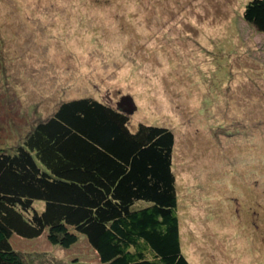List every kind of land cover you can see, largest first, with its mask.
<instances>
[{
	"label": "rangeland",
	"instance_id": "1",
	"mask_svg": "<svg viewBox=\"0 0 264 264\" xmlns=\"http://www.w3.org/2000/svg\"><path fill=\"white\" fill-rule=\"evenodd\" d=\"M250 1L0 0V148L62 102L120 109L130 95L132 130L175 133L189 260L264 264V32L244 18ZM13 242L28 264L100 263L85 236L70 249L47 234Z\"/></svg>",
	"mask_w": 264,
	"mask_h": 264
},
{
	"label": "trees",
	"instance_id": "2",
	"mask_svg": "<svg viewBox=\"0 0 264 264\" xmlns=\"http://www.w3.org/2000/svg\"><path fill=\"white\" fill-rule=\"evenodd\" d=\"M245 8L264 32V0ZM130 122L103 100L77 98L14 150L0 148V264H28L13 238L43 234L65 249L85 236L99 264H193L181 240L175 133Z\"/></svg>",
	"mask_w": 264,
	"mask_h": 264
},
{
	"label": "water",
	"instance_id": "3",
	"mask_svg": "<svg viewBox=\"0 0 264 264\" xmlns=\"http://www.w3.org/2000/svg\"><path fill=\"white\" fill-rule=\"evenodd\" d=\"M121 111H127L128 113H134L137 109V105L134 103L133 97L130 95L123 96L122 100L118 103ZM128 105V109L125 107ZM127 109V110H126Z\"/></svg>",
	"mask_w": 264,
	"mask_h": 264
}]
</instances>
